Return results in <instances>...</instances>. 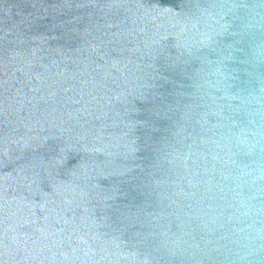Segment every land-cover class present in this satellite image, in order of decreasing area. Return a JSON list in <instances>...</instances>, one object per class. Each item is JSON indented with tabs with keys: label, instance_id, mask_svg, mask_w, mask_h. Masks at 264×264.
<instances>
[{
	"label": "water",
	"instance_id": "1",
	"mask_svg": "<svg viewBox=\"0 0 264 264\" xmlns=\"http://www.w3.org/2000/svg\"><path fill=\"white\" fill-rule=\"evenodd\" d=\"M0 264H264V0H0Z\"/></svg>",
	"mask_w": 264,
	"mask_h": 264
}]
</instances>
